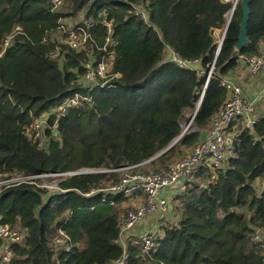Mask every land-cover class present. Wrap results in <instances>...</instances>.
I'll return each mask as SVG.
<instances>
[{
    "label": "trees",
    "instance_id": "1",
    "mask_svg": "<svg viewBox=\"0 0 264 264\" xmlns=\"http://www.w3.org/2000/svg\"><path fill=\"white\" fill-rule=\"evenodd\" d=\"M134 5L146 9L147 20ZM245 7L249 44L238 50ZM231 10L224 0H64L59 9L52 0H0V49L22 28L0 57V172L115 169L147 161L146 170L160 171L185 157L227 101L222 79L237 72L239 55H261L264 0H240L228 22ZM82 13L97 20L93 41L80 53L64 47L62 61L53 58L56 44L49 35L61 19ZM103 13L114 25L112 72L121 77L116 88L102 92L84 76L92 50L100 54L97 47L105 45ZM222 29L227 31L219 50L213 32ZM168 48L199 65L186 69L166 61ZM214 61L194 128L183 134ZM75 93L92 94L94 107L70 108L58 121L59 134L47 132L46 147L28 137L34 118ZM259 116L254 130L239 135L238 157L220 169L203 167L175 199L177 217L162 226L156 251L147 253L132 240L126 248L121 243L120 224L131 197H85L119 181L118 173L65 178L59 184L65 193L49 194L34 185L4 191L0 224L26 232L10 264H114L126 253L129 264H263V251L253 240L264 227V110ZM56 121L53 115L50 123ZM59 226L71 238L70 252L56 250L49 240Z\"/></svg>",
    "mask_w": 264,
    "mask_h": 264
},
{
    "label": "built area",
    "instance_id": "2",
    "mask_svg": "<svg viewBox=\"0 0 264 264\" xmlns=\"http://www.w3.org/2000/svg\"><path fill=\"white\" fill-rule=\"evenodd\" d=\"M224 1L232 4V17L240 0ZM63 2L64 0H52L53 8L59 9L63 5ZM134 8L136 14L146 20L142 6L134 5ZM101 15H103L102 22L106 26L105 45L97 47V50L101 52L100 54L94 51L96 47L92 50L89 60L85 63L84 82L92 89L96 88L98 91L103 92L116 88V78H120L121 76L119 73L115 74L112 72L113 60L115 58V52L112 48L116 45L114 25L112 21L107 19V14L103 13ZM79 16H82V19L76 17L61 19L58 27L49 35L51 41L56 44L55 50L52 52L53 58H59L62 61V50L64 47L80 53L87 48L89 42L93 41L91 30L98 26L97 20L93 16L86 17L84 13ZM224 30L219 40V50L226 33V29ZM21 32L22 28L17 27L5 39L0 49V57L7 52L13 38ZM213 34L215 35V31ZM260 50L261 55H239L241 64L246 65L252 77H257L264 73L263 44ZM167 51L172 52L173 58L167 60L165 56V60L175 63L180 68L194 69L195 66L199 65L198 60L188 61L180 58L171 48H168ZM214 66L215 61L206 74V84L203 88L201 100L213 76ZM199 71L202 74L204 73L200 69ZM222 86L227 89L229 96L223 107L212 119L207 136L192 149L190 154L166 169L160 171L146 170L145 165L148 163L147 161L115 169L81 168L75 171L29 175L0 172V195L10 188L21 185H34L38 188H44L48 190L49 194L65 193L66 191L62 190L59 186L60 182L65 178L90 174L118 173L120 176L119 181L99 186L90 193H87L85 197H93L98 194H104L107 198H114L118 195L146 197L147 201L145 204L131 210L129 209L121 220V235L127 237L125 240L126 244L121 243L126 248L128 240H132L134 244L147 253L156 251L159 246L160 226H151L153 230L141 232L136 238L132 235L135 228L143 225L148 220H152L154 216L157 217L156 219L154 218L157 224L160 221H170V218L172 220V204L175 199L188 191L190 184L201 169L203 167H208L212 170L220 169L226 161L238 157L237 145L239 135L246 129L254 130L259 124L260 116L256 102L246 98L243 88L235 81V78L229 76L222 79ZM259 97L262 96L260 95ZM94 105L95 98L92 94L83 95L75 93L70 95L58 106L60 107L59 109L51 110L40 117L34 118L31 125L27 128V135L29 138L38 141L40 147H46L49 138L47 132L50 131L55 136L59 134L58 121L68 113L70 108L92 109ZM53 115H57V121L51 124L50 118ZM194 115L190 116V120L183 124V134L194 128ZM25 236L26 232L22 229L13 228L7 224H0V264H10L15 256L14 246L21 243ZM49 240L56 250L70 252L73 248L71 238L63 226H59L57 232L51 235ZM253 240L259 244L264 254V227L255 230ZM114 264H129L128 253L124 254Z\"/></svg>",
    "mask_w": 264,
    "mask_h": 264
},
{
    "label": "crops",
    "instance_id": "3",
    "mask_svg": "<svg viewBox=\"0 0 264 264\" xmlns=\"http://www.w3.org/2000/svg\"><path fill=\"white\" fill-rule=\"evenodd\" d=\"M263 47H264V44H263ZM172 58H173V55H172V52L170 51L169 53L166 54V59L171 60ZM246 73H248V69L246 65L241 64L240 67L237 69V72L234 73L233 77L235 78V80L242 82V80L238 78V75L240 74L243 75ZM243 76L246 77L245 75ZM243 85L245 87V90L247 91L245 96L247 97L248 100L256 102L258 111L261 113L262 110H264V93H262L264 91V73L258 75L257 77H254V79L247 80L246 82L243 83ZM260 95L262 97H259ZM207 134L208 132L206 133V136ZM131 198L134 199L137 197L135 196ZM154 218L156 219L157 217L156 216L153 217L152 222L154 225L151 224V226H157V225L160 226L159 224H157ZM63 219H66V218H63ZM144 228H145V224L139 226L138 228H135V230L132 232V235L139 236V234L141 233V229H144Z\"/></svg>",
    "mask_w": 264,
    "mask_h": 264
},
{
    "label": "rangeland",
    "instance_id": "4",
    "mask_svg": "<svg viewBox=\"0 0 264 264\" xmlns=\"http://www.w3.org/2000/svg\"><path fill=\"white\" fill-rule=\"evenodd\" d=\"M142 11H143V13H144V15H145V17H146V20H147V12H146V9L144 8V7H142ZM141 14V13H140ZM142 15V14H141ZM76 18H79V19H82V16H79V17H76ZM231 19V13L228 15V17H227V20L229 21ZM225 30L224 29H222V30H217V31H215V38L217 39V41L219 42V40H220V38L222 37V34H223V32H224ZM170 51H167V53H169ZM243 75H245L246 77H244ZM243 75H238V78H240L241 80H242V82L241 81H237V80H235L237 83H239L240 85H241V87L243 88V91H244V93L246 94L247 93V91L245 90V87H244V85H243V83L244 82H246L247 80H251V79H254V77H252L250 74H249V72L248 73H246V74H243ZM244 78V79H243ZM245 84H247V83H245ZM247 98V97H246ZM55 108L56 107H53L52 108V110H55ZM60 107H57L56 108V110L57 109H59ZM191 151H192V149L191 150H189L188 151V153H187V155L188 154H190L191 153ZM186 155V156H187ZM185 156V157H186ZM139 197V198H138ZM137 198H138V200H137V198H134V199H129L128 200V202H126V207L128 208V210L130 209H132V208H135V207H137V206H139V205H143V204H145L146 203V201H147V199H146V197H140V196H138ZM176 206V203H173L172 204V208H173V215H171V216H173V218H175V217H177V211L175 210V207ZM127 210V211H128ZM170 216V217H171ZM153 220V219H152ZM152 220H148L146 223H144L145 224V228L144 229H141V232H146V230H149L150 231V229L153 227H151V224L152 225H154L153 224V222H152ZM170 220H171V218H170ZM170 221H164V222H159V225H160V228L162 229V226H166V225H168V223H169ZM139 226H141V225H139ZM139 226H137L136 228H138ZM17 229H19V228H17ZM151 230H153V229H151ZM127 239V237L125 236V235H121V242L122 243H124V244H126V240Z\"/></svg>",
    "mask_w": 264,
    "mask_h": 264
},
{
    "label": "water",
    "instance_id": "5",
    "mask_svg": "<svg viewBox=\"0 0 264 264\" xmlns=\"http://www.w3.org/2000/svg\"><path fill=\"white\" fill-rule=\"evenodd\" d=\"M249 17H250V9L248 7H245L244 8V18H243V21L241 23L240 37H239L238 43L236 45V48L238 50H242L245 46H247L249 44V38H248V22H249ZM201 104H202V100L198 104V107H197V110H196L195 115L200 110ZM180 137L177 138L174 142H172L171 145L166 150L160 152L155 158H157L161 154H164L165 152H167L168 150H170V148H172L179 141Z\"/></svg>",
    "mask_w": 264,
    "mask_h": 264
}]
</instances>
